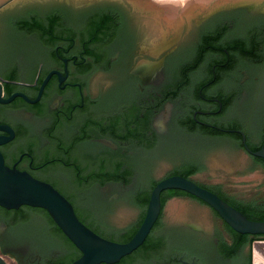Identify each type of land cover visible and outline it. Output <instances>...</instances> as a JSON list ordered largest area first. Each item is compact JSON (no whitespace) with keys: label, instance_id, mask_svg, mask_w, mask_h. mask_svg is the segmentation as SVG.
Returning <instances> with one entry per match:
<instances>
[{"label":"flooded vegetation","instance_id":"flooded-vegetation-1","mask_svg":"<svg viewBox=\"0 0 264 264\" xmlns=\"http://www.w3.org/2000/svg\"><path fill=\"white\" fill-rule=\"evenodd\" d=\"M147 1L57 2L0 15L17 41L1 50L0 96L27 97L0 102V124L13 130L0 145L4 163L50 183L111 238L121 230L109 229L98 211L122 195L150 196L159 180L193 166H201L189 176L198 184L239 200L223 184L196 178L205 169L194 159L200 141L229 137L264 171V159L246 151L240 134L250 150L264 147V11L242 7L208 16L196 31L186 28L189 16L177 37L154 36L146 11L129 3ZM165 155L175 163L158 176ZM161 197L141 251L124 264H251L250 244L264 235L247 234L249 242L233 252L237 240L208 205L182 191L165 189ZM172 201L180 207L174 213L167 210ZM242 202L264 208V199ZM185 204L206 206L215 221L196 224ZM7 250L18 264H42L29 242Z\"/></svg>","mask_w":264,"mask_h":264},{"label":"water","instance_id":"water-1","mask_svg":"<svg viewBox=\"0 0 264 264\" xmlns=\"http://www.w3.org/2000/svg\"><path fill=\"white\" fill-rule=\"evenodd\" d=\"M57 2L66 1L52 0L42 4L34 0L2 11L0 15L18 14L25 8L34 5H42L43 8H48ZM98 2L115 1L98 0L94 3L97 4ZM239 2L247 1L239 0ZM260 2L262 1L260 0ZM243 7L252 9V7ZM237 8L224 9L211 16L220 13L229 15L239 10ZM198 27L199 25L193 30L196 31ZM4 29L5 27L3 28L0 25V62L4 58L1 53L3 47L16 46L17 42L16 40L14 42L9 37L12 33ZM47 79L48 77L40 84L38 96L34 101L40 97ZM15 96H22L27 99L22 93H13L6 99L0 96V102L7 103ZM0 131L7 133V135H0V145L13 137V130L9 125L0 124ZM240 134L246 151L253 156L264 159V147L250 150L246 146L244 133L240 132ZM197 139L196 137V141ZM199 146L200 150H197L196 154H194V159L204 165L205 169L196 175L197 179L204 184H223L230 195L242 201L255 202L264 199V171L256 167L252 157L242 151L235 140L229 137H212L200 141ZM171 159H176V157L172 158L170 155H165L162 160L157 162L156 175L160 176L172 168L174 161ZM146 184L143 183L142 186L145 187ZM165 189H179L201 200L214 210L224 223L235 232L264 235V220L248 219L212 190L198 184L190 177L175 174L159 180L153 186L144 217L133 236L126 242L110 240L85 225L78 218L72 203L50 183L37 179L26 171L9 167L4 163L3 156L0 153V207L18 209L20 206L26 205L44 209L55 225L81 253L71 264H114L122 257L131 254L144 242L158 218L161 211L160 194ZM183 207L196 224L209 225L215 221L213 213L206 206L185 204ZM179 208L178 203L175 201L169 202L167 205V210L170 213H174ZM98 212L100 219L110 227L109 229L126 230L136 225V221L142 212V207L135 203L133 196L122 195L105 209ZM32 220L37 225L45 223L44 216L38 213L33 214ZM5 227V223L0 222V229ZM23 248L17 249L18 253H22ZM250 252L251 264H264V237L252 241ZM56 253H58V250L54 251V254ZM10 257L13 259L12 256ZM0 264H7L1 255Z\"/></svg>","mask_w":264,"mask_h":264},{"label":"trees","instance_id":"trees-1","mask_svg":"<svg viewBox=\"0 0 264 264\" xmlns=\"http://www.w3.org/2000/svg\"><path fill=\"white\" fill-rule=\"evenodd\" d=\"M248 53L251 55L250 59H252L254 55L250 51ZM261 142L264 143V134L262 135ZM200 168L201 166L190 167L189 169L180 173V175L184 177H189L191 174L196 173ZM118 170L119 168H116L117 172ZM117 172L116 175L118 176L119 173ZM210 189L213 192H215L217 195H219L222 199L227 201L230 205H232L241 213H243L248 219L264 220L263 207H258L253 203H244L242 201L234 199L233 197L228 196L225 193L220 192L217 189H213V188ZM168 190H169V194H172L177 191H182L179 189H168ZM133 200L137 205L144 208V212H145L149 200V192L146 195L144 194L135 195L133 197ZM160 200H161V205H163L164 198L161 197ZM75 212L78 218L93 231L99 233V235H101L102 237L104 236L107 239L115 240L119 242H126L133 236L144 216L143 213L142 217L140 218V221L135 226L126 230L115 231L114 234L116 235V238H111L109 235H103L96 228L91 227L90 224H87L85 222L83 216H81L77 211ZM35 213L44 216L45 223L41 225H37L32 220V216ZM0 220L3 221L6 225L3 240H0V251L2 253H7L8 251L7 249L9 247L12 248L15 244L29 242L41 256L40 261L42 264H71L72 261L77 259L81 254L79 250L72 244V242H70V240H68V238L55 225V223L50 218L48 213L42 208L23 205V207L14 210V209H5L3 207H0ZM227 227L231 231L234 239H236L238 242L237 246L233 248V252L238 246H241L245 242H249L247 234H240L238 232L233 231L229 226ZM146 240L147 237L144 240V242ZM141 245L136 249V251L138 250L141 251ZM157 245L158 243L155 244V247ZM55 250H58V253L54 254ZM126 258H127L126 256L122 257L120 259V264H124Z\"/></svg>","mask_w":264,"mask_h":264},{"label":"rangeland","instance_id":"rangeland-1","mask_svg":"<svg viewBox=\"0 0 264 264\" xmlns=\"http://www.w3.org/2000/svg\"><path fill=\"white\" fill-rule=\"evenodd\" d=\"M34 0H0V4L3 2H8L4 5L1 9L2 11L17 7L19 5L31 2ZM42 4L47 3L52 0H36ZM55 1H66L73 4H84L89 5L98 0H55ZM115 2H124V0H111ZM161 0H150L147 2H160ZM168 1L171 3H177V7L173 6H165L159 7L154 9H144L139 6V2H129L132 6L136 7L138 10L139 8L145 12V14L149 17L146 20V29L148 31H153L154 36H166L174 35L178 36L182 25V22L190 16L189 24L186 25L187 30L190 28L195 29L200 22L204 18H208V16L213 15L214 13L224 10V9H233L237 7L247 6L249 8L252 7L254 10L264 11V0L259 2L256 5H249L245 3L239 2V0H162ZM137 4V5H136ZM1 11V12H2ZM252 11V10H251ZM172 35V36H173ZM175 38V37H173ZM0 255L6 261L7 264H17L16 259H12L8 254H3L0 251Z\"/></svg>","mask_w":264,"mask_h":264},{"label":"bare ground","instance_id":"bare-ground-1","mask_svg":"<svg viewBox=\"0 0 264 264\" xmlns=\"http://www.w3.org/2000/svg\"><path fill=\"white\" fill-rule=\"evenodd\" d=\"M244 1H247V2H241V3H245V4H249L251 6L257 4L258 2H260V0H244ZM139 6L141 8H144V9H154V8H159V7H165V6H175L177 7V3H171L168 2V1H165V2H139L138 3Z\"/></svg>","mask_w":264,"mask_h":264},{"label":"crops","instance_id":"crops-1","mask_svg":"<svg viewBox=\"0 0 264 264\" xmlns=\"http://www.w3.org/2000/svg\"><path fill=\"white\" fill-rule=\"evenodd\" d=\"M4 4V2L2 4H0V6H2Z\"/></svg>","mask_w":264,"mask_h":264},{"label":"clouds","instance_id":"clouds-1","mask_svg":"<svg viewBox=\"0 0 264 264\" xmlns=\"http://www.w3.org/2000/svg\"><path fill=\"white\" fill-rule=\"evenodd\" d=\"M182 2H184V0H182Z\"/></svg>","mask_w":264,"mask_h":264}]
</instances>
